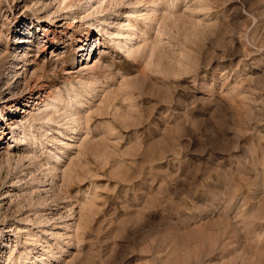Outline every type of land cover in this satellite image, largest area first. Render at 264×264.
Returning <instances> with one entry per match:
<instances>
[{"label": "rangeland", "instance_id": "rangeland-1", "mask_svg": "<svg viewBox=\"0 0 264 264\" xmlns=\"http://www.w3.org/2000/svg\"><path fill=\"white\" fill-rule=\"evenodd\" d=\"M0 264H264V0H0Z\"/></svg>", "mask_w": 264, "mask_h": 264}, {"label": "bare ground", "instance_id": "bare-ground-1", "mask_svg": "<svg viewBox=\"0 0 264 264\" xmlns=\"http://www.w3.org/2000/svg\"><path fill=\"white\" fill-rule=\"evenodd\" d=\"M116 1V0H115ZM133 1H129L128 3H127V9H131L132 7H133ZM114 4H115V2H114ZM117 4V3H116ZM120 4V2L118 3V5ZM132 12H133V10H131ZM125 12H127V11H125ZM124 12V13H125ZM154 12H156V10L154 11ZM130 13V12H129ZM147 16L145 15V14H142V16L141 17H139V18H137L136 20H135V23H129V24H127V28H126V30H129V31H132L133 30V28H134V26L136 25V23L138 22V21H140V19H144V18H146ZM109 23L108 22H106V25H108ZM125 27H126V25H125ZM88 30H86V34H88ZM98 32H100V34H101V36H103V34H102V32H101V30H98ZM86 36H88V35H86ZM99 36V35H98ZM117 41H114L113 40V38L111 39V41H110V43H109V45L111 46V45H114V44H116V47H117V54H120L119 53V51H121L122 49H124V53H127V54H131V56L132 55H137V53H138V50L139 49H136V50H132V47H133V45H131V46H128L127 45V43H131V35H129L128 33L127 34H123L122 32H120L119 34H117ZM89 54V53H88ZM101 55V54H100ZM87 56V55H86ZM104 56V55H103ZM133 56V57H134ZM102 58V57H101ZM135 58V57H134ZM116 64V63H115ZM98 67V66H97ZM10 109V108H9ZM71 137H73V136H71ZM3 196H4V194H3ZM2 197V196H1ZM3 199H4V197H3ZM64 217V216H63ZM42 219L43 218H41V221H42ZM45 220V219H44ZM62 220H63V222H64V220L65 219H63L62 218ZM46 221V220H45ZM46 224H47V221H46ZM61 224V223H60ZM59 225V224H58ZM65 225V224H64ZM60 226V225H59ZM63 226V225H62ZM65 226H67V225H65ZM44 229H46V228H44ZM64 230V229H63ZM43 231H45V230H43ZM54 234V233H53ZM60 234V233H59ZM56 236V235H55ZM60 236H62V235H60ZM56 237H58V236H56ZM55 239V238H54ZM60 239H62L61 237H60ZM62 241V240H61Z\"/></svg>", "mask_w": 264, "mask_h": 264}]
</instances>
